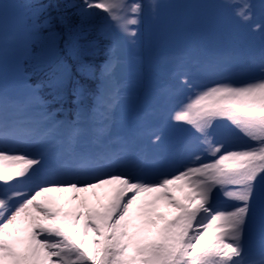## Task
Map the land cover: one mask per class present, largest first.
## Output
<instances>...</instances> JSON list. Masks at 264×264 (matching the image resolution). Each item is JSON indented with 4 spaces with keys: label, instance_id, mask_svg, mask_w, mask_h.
Returning a JSON list of instances; mask_svg holds the SVG:
<instances>
[{
    "label": "snow or ice",
    "instance_id": "snow-or-ice-1",
    "mask_svg": "<svg viewBox=\"0 0 264 264\" xmlns=\"http://www.w3.org/2000/svg\"><path fill=\"white\" fill-rule=\"evenodd\" d=\"M77 7L82 18L99 16L103 30L131 38L144 5L83 0ZM235 7L242 21L252 20L247 0ZM64 79L54 72L44 82L56 93L51 102ZM175 79L185 94L169 118L198 135L187 141L191 159L172 172L146 167L143 157L76 152L79 129L67 159L53 164L29 133L0 120V264H264V191H257L264 186V55L258 73L240 82L208 71L177 70ZM222 121L231 128L217 138L211 129ZM161 131L149 133L153 143ZM215 191L230 206L213 207ZM257 200L262 241L250 257L245 234Z\"/></svg>",
    "mask_w": 264,
    "mask_h": 264
},
{
    "label": "rangeland",
    "instance_id": "rangeland-1",
    "mask_svg": "<svg viewBox=\"0 0 264 264\" xmlns=\"http://www.w3.org/2000/svg\"><path fill=\"white\" fill-rule=\"evenodd\" d=\"M140 2L144 8L139 24L134 27L139 29L141 25L140 29L144 30L146 36L160 42L162 47L156 50L158 55L155 56L158 62L155 64V58L145 56L143 52L139 54L140 48L148 47L147 42L141 38V31L138 36L131 38L117 33L119 46L110 48V52L115 50L117 53L111 54L113 64L108 76L102 77L101 88L106 94L94 108L91 107L90 112H86L87 123L94 124V127L88 126L84 112H81L76 121L78 123L70 128L71 133L67 131L62 134L63 137L61 135L56 140L55 136L61 132L57 122L54 131L46 132L45 135H34L40 133L39 126L46 129L50 123L44 121L45 107L39 105L43 103L38 93L29 81L21 76V55L32 57V41L40 40L28 33V25L24 22L18 3L0 0V120L18 126L22 133H30V142L35 145L36 150L49 152L51 163L59 164L67 159L72 147L73 130L79 129L80 132L75 137L76 152L113 153L121 158L143 157L146 167L161 173L182 168L194 152L187 141L190 136L198 134L191 130L190 126L177 124L169 118L171 111H168L174 109L185 94L184 91H176L180 87L175 79L176 71L186 70L197 76L205 71L216 72L234 82H240L258 73L259 61L264 55V40L261 38L264 36V29H257L255 25L264 24V0H247L253 5V18L248 22L242 21L235 14V6L240 0ZM75 6L74 2L68 4L70 8ZM247 34L246 39L242 41V36ZM106 35L112 36L105 30ZM43 39L46 40H41L43 44L38 52L39 55L45 56L50 50L57 48V37L50 38L48 34ZM239 40L241 49L247 48L245 44L248 47L252 44L250 53L253 54L243 61H233L227 51L237 47L236 41ZM258 47L259 54L256 53ZM54 68V72H62L64 77L67 74L68 67L65 62L56 63ZM111 72H114V75H111ZM53 73H50V76ZM161 77L167 84L160 83ZM75 87L79 88V84L76 83ZM138 93L142 94L137 98ZM144 109L148 114L140 111ZM159 126L162 130L159 133L161 139L153 143L154 138L150 136V130ZM229 128L231 126L228 122H218L211 129V133L219 138V134ZM87 131L91 134L85 135ZM236 135L241 134L237 132ZM64 137L70 139L67 149L62 145ZM140 139L145 142L140 149H136V146L140 145ZM182 139L185 143L181 148L179 144ZM109 141L112 146L108 145ZM162 143L164 154L160 152ZM129 149L131 153L128 152ZM203 159L211 158L205 155ZM257 191H264V186L258 184ZM175 195L179 197L180 193L176 192ZM231 203L221 192L213 193V207L230 206ZM254 203L256 216L245 234V250L250 257H258L262 241L260 202L257 200Z\"/></svg>",
    "mask_w": 264,
    "mask_h": 264
},
{
    "label": "trees",
    "instance_id": "trees-1",
    "mask_svg": "<svg viewBox=\"0 0 264 264\" xmlns=\"http://www.w3.org/2000/svg\"><path fill=\"white\" fill-rule=\"evenodd\" d=\"M25 6V14L34 26L38 40L33 39L32 57H24L21 55L20 66L22 75L29 81L37 92L40 100L46 102L45 112H52V119L58 123L63 133L69 131L73 124L78 121L81 112H90L91 107L96 104L99 98V84L101 83L100 71L105 61L110 58V48H116L118 39L105 36V30L102 29V21L99 16L91 18H82L79 15L77 6H82L83 0H74L78 2L75 7H68L73 0H16ZM29 2V3H28ZM39 6L38 8H36ZM35 8L36 12H30ZM99 12V10H93ZM142 15V14H141ZM50 21V23H49ZM136 28V27H135ZM137 30V36L141 31V38L147 42L146 49H139V54L145 53L152 58L157 56L156 50L161 48L160 42L146 36L144 30ZM249 29V28H248ZM58 37V41L65 46L67 55L61 49L60 43L57 48L50 50L47 55H39L41 49V40L45 35ZM248 34L242 36V41L246 39ZM137 39V38H136ZM139 40V37H138ZM51 41V39H50ZM235 42V41H234ZM117 45H116V44ZM237 47L231 48L227 54L232 56L233 61H243L251 52V46L241 49V41H236ZM119 46V45H118ZM256 52L259 54V47ZM50 61L51 63H47ZM154 61V60H153ZM65 62L68 70L65 75L64 85L59 89V97L57 102H51L56 93L53 89L47 87L46 82L50 73L55 71V64ZM158 60L155 58L154 63ZM76 83L79 84L81 94L73 96V88ZM161 84H167L166 80L161 77ZM143 89V87H142ZM142 93H139V95ZM137 95V98L138 96ZM75 101V102H74ZM63 108V111H60ZM148 114L146 109L140 110ZM50 119L47 122H51ZM42 129L41 126L38 127ZM46 129H43V131Z\"/></svg>",
    "mask_w": 264,
    "mask_h": 264
},
{
    "label": "bare ground",
    "instance_id": "bare-ground-1",
    "mask_svg": "<svg viewBox=\"0 0 264 264\" xmlns=\"http://www.w3.org/2000/svg\"><path fill=\"white\" fill-rule=\"evenodd\" d=\"M62 195L66 197V196H67V195H69V194H67V193H64V194H62Z\"/></svg>",
    "mask_w": 264,
    "mask_h": 264
}]
</instances>
